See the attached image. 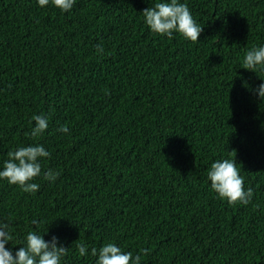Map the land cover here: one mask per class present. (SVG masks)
I'll list each match as a JSON object with an SVG mask.
<instances>
[{
  "label": "trees",
  "instance_id": "16d2710c",
  "mask_svg": "<svg viewBox=\"0 0 264 264\" xmlns=\"http://www.w3.org/2000/svg\"><path fill=\"white\" fill-rule=\"evenodd\" d=\"M156 2L76 0L62 13L0 0V167L40 143L43 170L60 173L37 177L35 194L0 180V220L19 241L41 221L69 247L62 264H94L77 244L108 242L149 249L142 264H264V72L243 68L264 45V0H181L197 42L153 33L142 12ZM42 113L49 128L32 138ZM221 158L236 159L249 204L211 189Z\"/></svg>",
  "mask_w": 264,
  "mask_h": 264
},
{
  "label": "clouds",
  "instance_id": "9594fccd",
  "mask_svg": "<svg viewBox=\"0 0 264 264\" xmlns=\"http://www.w3.org/2000/svg\"><path fill=\"white\" fill-rule=\"evenodd\" d=\"M76 0H37L39 7L44 8L50 4L58 8L62 13H70ZM145 24L149 29L160 36L174 37L178 33L192 42L199 41L203 30L194 19L187 3L181 0H157L153 7L143 10ZM97 51L103 53L102 46H97ZM243 68L252 72H264V45L249 49L243 59ZM261 100H264V83L256 88ZM34 121L29 135L38 138L44 135L49 128L50 116L37 114L32 117ZM31 123V121H30ZM58 132L68 134L67 125H61ZM8 159L0 167V180H6L10 185H17L25 193L35 194L40 189V184L34 182L37 177L54 183L60 173L52 168L44 171L43 162L51 157V152L43 144L35 143L27 146H18L7 153ZM208 179L211 189L217 197L226 200L229 204H249L253 199V190L244 187V177L240 174L236 159L221 158L215 160L208 170ZM36 230L26 233L23 241H19L15 235L12 224L0 220V264H62L67 256L69 247H65L59 237L53 235L50 240L45 239L48 230L41 234L38 230L41 221H31ZM17 241L21 245L18 249L7 247L9 243ZM78 254L81 258L95 257L94 264H142L143 256L149 249H141L133 255L124 251L115 243L108 242L99 248H91L86 243L77 244Z\"/></svg>",
  "mask_w": 264,
  "mask_h": 264
}]
</instances>
